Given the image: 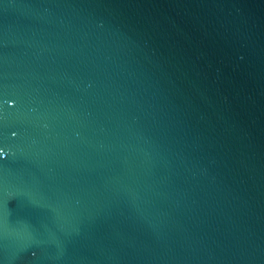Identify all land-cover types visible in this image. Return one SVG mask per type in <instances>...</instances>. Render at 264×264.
I'll list each match as a JSON object with an SVG mask.
<instances>
[{
	"label": "water",
	"instance_id": "1",
	"mask_svg": "<svg viewBox=\"0 0 264 264\" xmlns=\"http://www.w3.org/2000/svg\"><path fill=\"white\" fill-rule=\"evenodd\" d=\"M0 264H264V0H0Z\"/></svg>",
	"mask_w": 264,
	"mask_h": 264
}]
</instances>
